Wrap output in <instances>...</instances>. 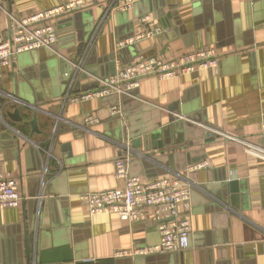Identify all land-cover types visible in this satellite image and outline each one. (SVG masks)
Here are the masks:
<instances>
[{
	"label": "crops",
	"instance_id": "crops-1",
	"mask_svg": "<svg viewBox=\"0 0 264 264\" xmlns=\"http://www.w3.org/2000/svg\"><path fill=\"white\" fill-rule=\"evenodd\" d=\"M61 1L0 0V33L7 11L19 18ZM84 1L92 5L54 22L59 38L51 48L21 53L0 70V169L15 174L27 197L22 207L0 209V264H264V158L225 137L264 148V0H135L109 15L118 0ZM145 15L160 32L119 48L142 32ZM79 35L88 55L81 61L91 65L82 69L81 90L73 81L66 95L51 98V74L67 80L76 68ZM199 47L221 54L217 71L145 77L123 97L70 100L138 56ZM88 113L100 122L86 126ZM144 124L165 129L160 146L151 138L134 145L139 136L130 129ZM127 149L132 175L190 185L187 250L118 255L160 242L154 211L136 222L89 214L84 195L123 186L115 160Z\"/></svg>",
	"mask_w": 264,
	"mask_h": 264
},
{
	"label": "built area",
	"instance_id": "built-area-1",
	"mask_svg": "<svg viewBox=\"0 0 264 264\" xmlns=\"http://www.w3.org/2000/svg\"><path fill=\"white\" fill-rule=\"evenodd\" d=\"M135 0H118L105 9L106 15L113 11H127L134 6ZM91 3L84 0H63L57 5L33 12L24 17H15L9 11V26L5 33H0V70L15 61L17 56L40 48H51L59 38L54 22L88 8ZM105 7V6H104ZM150 15L140 18L142 32L136 36L118 42L119 48L157 35L160 28L151 21ZM102 26L101 23L97 24ZM221 54L213 47H199L170 57L138 56L127 65H119L116 73L100 82V86L77 93L70 97L72 102H83L102 98L111 94H126L140 86L145 77L168 79L192 73L200 69L216 70ZM119 112L113 108V113ZM86 126L100 122V118L88 113L83 117ZM264 133V122L262 123ZM221 133V132H219ZM242 148L264 158V148L248 139L225 135ZM131 152L122 151L115 160V175L123 181V186L84 195L89 214L117 213L122 220L136 222L147 216V209H152L159 222L161 240L155 245L120 250L116 254L135 256L157 253L180 252L190 246L191 234V187L179 178L164 176L153 180H143L130 173ZM201 162L192 167L196 170L205 167ZM26 196L21 190L19 179L12 172L0 169V209L18 208L24 205Z\"/></svg>",
	"mask_w": 264,
	"mask_h": 264
},
{
	"label": "water",
	"instance_id": "water-1",
	"mask_svg": "<svg viewBox=\"0 0 264 264\" xmlns=\"http://www.w3.org/2000/svg\"><path fill=\"white\" fill-rule=\"evenodd\" d=\"M94 26H95V24H94ZM78 41L80 42L79 45L77 46L78 55L74 56L73 60H72L75 63L76 68H74L73 70L70 71L69 76H67L68 77L67 80H63L56 73L51 74V76L49 78V81L47 83L48 84L47 88L52 91L51 98L56 97V96L60 97L62 95L63 96L66 95L67 91H68V87L71 83L73 84V81L74 82L77 81L76 91L81 90V88L78 85L81 83V80L83 78H86L85 77L86 75L84 73L85 71H83L82 69L89 70L91 65L87 64L88 61H86L85 63H83L84 60L81 61V58L83 56H84V58H86L88 56V55L86 56V53H84V51L86 50L87 44L83 43L84 40H82L80 35L78 37ZM93 52H94V50L91 51L90 53L93 54ZM89 60H90V57H89ZM55 62H56V59L54 60V63ZM93 64H96V62H93ZM77 78H80L79 81L77 80ZM78 82H80V83H78ZM61 85H62V90H61V88L59 89V87ZM125 95H127V94H121L122 97ZM24 103H29V99L28 98L24 99ZM28 107L31 108L30 106H28ZM21 120L23 121V117H21L20 121ZM32 123L35 124V121H32ZM130 130H131L132 135L139 136V138H137L136 141H134L135 146H137L138 143H139V145H141L142 139L148 140L150 138L156 140L157 144H159V146H160L161 144L157 139L161 138L163 132H165V129H162V127H152V126H149L148 124H144L142 126H133V127H131ZM154 145H155V143H154Z\"/></svg>",
	"mask_w": 264,
	"mask_h": 264
},
{
	"label": "rangeland",
	"instance_id": "rangeland-1",
	"mask_svg": "<svg viewBox=\"0 0 264 264\" xmlns=\"http://www.w3.org/2000/svg\"><path fill=\"white\" fill-rule=\"evenodd\" d=\"M71 52V49H68L67 53H70ZM129 93V92H128Z\"/></svg>",
	"mask_w": 264,
	"mask_h": 264
}]
</instances>
